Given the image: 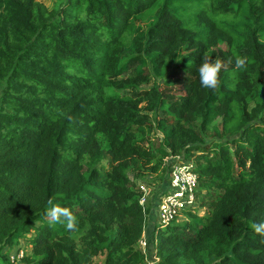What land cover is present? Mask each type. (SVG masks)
<instances>
[{
  "label": "trees",
  "instance_id": "trees-1",
  "mask_svg": "<svg viewBox=\"0 0 264 264\" xmlns=\"http://www.w3.org/2000/svg\"><path fill=\"white\" fill-rule=\"evenodd\" d=\"M170 155L197 201L153 229L155 264H264V0H0V264H147L139 183Z\"/></svg>",
  "mask_w": 264,
  "mask_h": 264
},
{
  "label": "built area",
  "instance_id": "built-area-1",
  "mask_svg": "<svg viewBox=\"0 0 264 264\" xmlns=\"http://www.w3.org/2000/svg\"><path fill=\"white\" fill-rule=\"evenodd\" d=\"M164 162L167 166V172L163 185L157 190L158 195L154 199L153 208L156 210L154 228L157 226L164 228L171 224L182 216L181 211L183 209L194 206L197 201L198 174L195 171L194 162L184 160L182 155H170L164 159ZM139 184L143 192L140 202L144 204L146 188L141 182ZM139 245L144 250L147 243L144 239H140ZM18 253L23 255V252L19 251ZM19 254L15 256L20 258Z\"/></svg>",
  "mask_w": 264,
  "mask_h": 264
},
{
  "label": "clouds",
  "instance_id": "clouds-1",
  "mask_svg": "<svg viewBox=\"0 0 264 264\" xmlns=\"http://www.w3.org/2000/svg\"><path fill=\"white\" fill-rule=\"evenodd\" d=\"M234 71L241 72L247 69L248 64L251 62L247 56H241L233 53ZM229 63H233L232 60ZM225 70V65L220 59H213L210 52H205L201 64L197 72L199 82L202 88L211 89L216 92L221 87L220 73ZM47 209L45 215L50 226L62 225L70 233L78 231V220L73 212L54 202L53 199L47 201ZM251 229L254 233L264 236V222H251Z\"/></svg>",
  "mask_w": 264,
  "mask_h": 264
},
{
  "label": "rangeland",
  "instance_id": "rangeland-1",
  "mask_svg": "<svg viewBox=\"0 0 264 264\" xmlns=\"http://www.w3.org/2000/svg\"><path fill=\"white\" fill-rule=\"evenodd\" d=\"M42 3H44L48 7H53L56 0H38ZM155 136H160L159 133H154ZM152 136V134H151ZM142 185L145 186L146 188V193H145V203L147 206L150 207L151 213L148 216V218L145 221V226L143 230V235L141 239H144L147 243V246L145 247L144 251L147 256L148 263L147 264H155L158 261V258L156 257V251L153 243V233L152 230L154 228V224L156 222V210L153 208L154 206V199L155 196L158 195V191L162 185L163 182L159 183V179L155 176H150L147 177L145 180H141ZM184 218L181 216L179 219ZM23 252L25 254L28 250L25 246L24 241H20L18 245L14 246L12 250V255L19 254L18 252ZM22 253L19 255L21 256ZM20 264V263H19Z\"/></svg>",
  "mask_w": 264,
  "mask_h": 264
},
{
  "label": "crops",
  "instance_id": "crops-1",
  "mask_svg": "<svg viewBox=\"0 0 264 264\" xmlns=\"http://www.w3.org/2000/svg\"><path fill=\"white\" fill-rule=\"evenodd\" d=\"M155 202V201H154ZM150 213H151V210L149 211V213H148V215H147V218H148V216L150 215Z\"/></svg>",
  "mask_w": 264,
  "mask_h": 264
}]
</instances>
